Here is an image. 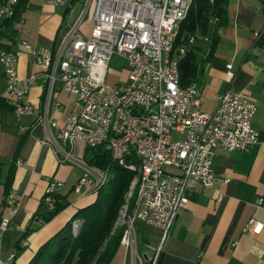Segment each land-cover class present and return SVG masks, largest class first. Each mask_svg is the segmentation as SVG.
<instances>
[{
    "label": "built area",
    "instance_id": "2783aa9c",
    "mask_svg": "<svg viewBox=\"0 0 264 264\" xmlns=\"http://www.w3.org/2000/svg\"><path fill=\"white\" fill-rule=\"evenodd\" d=\"M44 1L66 5L68 9L61 41L53 55L40 54L32 43L23 41L24 47L46 69V107L38 122L47 126L62 154L61 160L75 161L84 168V174L75 185L82 194L98 187L103 170L74 153L79 142L87 147L102 146L111 154L129 153L128 143H137L145 156L148 182L133 219L158 227L165 235L179 209L188 201L191 181L200 182L204 187L227 182V177L214 166L218 148L245 151L259 142V132L253 124L256 103L243 92L226 91L218 95L213 111H203V95L198 83L191 82V91L177 89L174 66H180L182 57L199 38L197 34H185L177 60L166 63L167 35L186 0H85L76 18L72 0ZM93 1V25L90 32L85 33L81 24ZM9 6L10 0L0 4V19ZM115 56L125 61V66H120L126 76L108 82ZM2 62L11 94L10 104L16 116L32 113L34 106L26 101V96L37 73L19 75L17 52ZM231 67L232 64H228V68ZM228 73L234 76V71ZM56 81L74 95L76 106V111L60 126L48 115ZM56 126L59 131L55 137L51 127ZM174 133H177L176 138ZM125 163L130 164V160ZM63 186L64 181L59 177H49L44 195L49 210L55 209ZM217 198L221 200L222 194ZM6 202L15 212L19 201L12 193ZM262 202L263 198L259 197L257 207ZM38 223L43 226L47 222L39 218ZM258 226L259 222L251 219L246 229L256 230ZM13 227L11 218L0 217V264H15L14 254L2 255L5 234ZM137 243V231L131 226L123 264L147 261L156 264L160 249L146 260L145 255L139 253ZM262 255L264 257V249Z\"/></svg>",
    "mask_w": 264,
    "mask_h": 264
},
{
    "label": "crops",
    "instance_id": "0c3cea01",
    "mask_svg": "<svg viewBox=\"0 0 264 264\" xmlns=\"http://www.w3.org/2000/svg\"><path fill=\"white\" fill-rule=\"evenodd\" d=\"M32 1L28 0L9 25L0 19V32H3L0 43L19 54V75L26 77L32 72L37 73L26 96L34 111L20 117L10 104L11 96H6V77L4 72L1 74L4 86L0 96L11 106L5 108L3 102L0 103V217L11 218L14 224L5 234L2 255L14 254L15 264H28L44 242L79 208L96 197L94 190L79 193L74 201L69 199L72 189L77 192L75 185L84 170L75 161L61 160L62 154L47 126L38 122L46 107V69L23 45V41H28L38 53L53 55L61 41L68 8L44 0L32 5ZM77 1L72 0L77 13L75 18L85 6V0H82L81 6L76 7ZM87 14L89 18L83 20L81 28L89 33L93 19L91 11ZM218 25L212 20L208 34L200 36L196 43L202 47L196 77L203 95L201 109L213 111L218 95L226 91L249 95L257 105L253 124L259 132V142L245 151L218 148L214 166L227 177V182L204 187L200 182L191 181L188 201L179 209L165 235L158 227L142 229L145 223L139 222L140 231L147 232H143L145 245L142 248L146 260L160 249L161 264H264V0H228L226 21ZM229 70L234 71V76L229 75ZM70 94L62 88L60 81H56L48 115L56 119L59 126L76 111ZM59 126L51 127L55 137ZM60 143L68 148L66 143ZM86 148L81 142L76 147L83 156ZM51 176L64 181L61 193L68 196L69 205L36 228L34 216ZM70 181L72 188L66 192ZM10 193L19 201L15 212L6 202ZM220 193L222 199L218 200ZM259 197L263 202L257 207ZM251 219L259 222L256 230L253 227L246 229Z\"/></svg>",
    "mask_w": 264,
    "mask_h": 264
},
{
    "label": "trees",
    "instance_id": "16d2710c",
    "mask_svg": "<svg viewBox=\"0 0 264 264\" xmlns=\"http://www.w3.org/2000/svg\"><path fill=\"white\" fill-rule=\"evenodd\" d=\"M3 1L0 0V4ZM27 2L28 0H19L15 14L10 18L2 19L3 24L9 25L16 19ZM227 3L228 0H192L176 44L183 46L185 34L199 32V38L204 37L210 30L212 20H216L218 26L225 23ZM2 33L1 31L0 34ZM201 48L198 44L193 45L182 57L180 62L182 86L196 81ZM1 49H8V47L0 43ZM1 102L5 108L11 106L4 97L0 96ZM89 148L96 150H93L89 157L85 155L86 162L103 171H108L111 174V180L96 189L95 199L79 208L59 231L39 247L28 264H113L115 255L119 249L123 248L121 240L125 226H118L117 220L121 207L127 203V193L135 171L113 159L106 148L88 147L86 152ZM67 197L66 194L60 193L53 210L47 208L43 197L34 216L36 228L41 227L38 223L39 218L48 222L67 207L69 205ZM133 207L129 208L130 212ZM78 224L82 225L78 228ZM161 262L162 252L159 253L156 264H161ZM145 264H151V262L147 261Z\"/></svg>",
    "mask_w": 264,
    "mask_h": 264
},
{
    "label": "bare ground",
    "instance_id": "6f19581e",
    "mask_svg": "<svg viewBox=\"0 0 264 264\" xmlns=\"http://www.w3.org/2000/svg\"><path fill=\"white\" fill-rule=\"evenodd\" d=\"M19 0H10V6L6 10H4L3 16H1V19L10 18L15 14L16 6L18 4ZM192 0H186L184 2L183 11L178 13L177 19H175L174 24H172V30L169 31V35H167V54H166V63H174L175 60H177V54L178 52H181V45L176 44L177 40L180 35L181 26L183 21L185 20L188 11L190 9ZM73 11H75L73 6ZM16 52L9 49H1L0 50V64L3 65L2 59L8 57V56H15ZM174 74L176 77V86L177 89H180L182 91H191V83L186 86H182L181 84V78H180V66H174ZM194 83H197L194 81ZM128 152H118L111 154L113 159L117 160L120 164L125 165L131 169H134L138 163V169H139V175H140V185L137 195V204L135 205L136 208L133 213L127 215V219H123L122 223L125 224V231L124 235L122 237V245L126 248L127 243L129 242V232L131 226H133V231H137V219H133V214L136 213V211L139 210V206L142 204V198H144V187L147 185L148 182V175H146L145 170V156H143L142 148L138 146L137 143H128ZM127 160H130V164H127ZM136 160V165L134 164V161ZM137 168V167H136ZM111 178V174L108 171H103L102 178H100V184L101 186L105 183H107ZM139 184V183H138ZM98 187H94V190H96Z\"/></svg>",
    "mask_w": 264,
    "mask_h": 264
},
{
    "label": "rangeland",
    "instance_id": "374dc122",
    "mask_svg": "<svg viewBox=\"0 0 264 264\" xmlns=\"http://www.w3.org/2000/svg\"><path fill=\"white\" fill-rule=\"evenodd\" d=\"M39 1L41 2V1H43V0H33L32 1V5H33V3L34 2H38L39 3ZM82 0H78L77 2H76V7H80L81 6V4H82ZM94 5H95V2L93 1L92 3H91V5H90V8H89V10L88 11H91V14H93V11H94ZM79 9H77V11H78ZM88 13V12H87ZM86 13V15H85V18H84V20H87L88 18H89V14H87ZM77 15V13H75L74 14V18H75V16ZM85 33H88V32H86L84 29H82ZM120 65H122L123 67L125 66V61L121 58V57H119V56H115L114 58H113V61H112V63H111V67H112V69H111V73H109L108 74V77H107V79H108V82H115V81H117L118 79H121V78H123L124 76H126V71H125V69L124 68H122ZM4 72V70H3V65H1L0 64V91L3 89V86H4V81L3 80H1V77H3V76H1V74ZM5 93H6V96H11V94H10V92L8 91V89H7V80H6V84H5ZM70 93V92H69ZM72 99H74V95L73 94H70V101L72 102ZM71 104V103H70ZM173 136H174V138H176L177 137V133H174L173 134ZM80 147H83V146H80ZM87 149V148H86ZM93 150H96V149H88L87 150V152L85 151V154H84V156L83 155H81V154H79V150L77 151V149H76V151H75V154L78 156V157H80L82 160L84 159L85 160V155L87 156V157H89V155L93 152ZM134 161V160H133ZM135 163V165H136V163H137V161L135 160L134 161ZM73 163V162H72ZM76 165V164H75ZM137 167V168H136ZM136 167L134 168V169H132L133 171H135V176H134V178H133V180H132V184H131V187H130V190H129V192L127 193V203H125V204H123V206L121 207V209H120V212H119V217H118V220H117V225L118 226H124L125 224H123L122 223V220L125 218V219H127V215H129V214H131V213H133L134 212V210H135V208H136V204H137V193H138V188H139V185H140V175H139V169H138V163H137V165H136ZM83 170H84V168H82ZM131 169V168H130ZM84 172H85V170H84ZM84 174V173H83ZM113 177V176H112ZM111 180V179H110ZM109 180V181H110ZM108 183V182H107ZM106 183V184H107ZM139 183V184H138ZM105 184V185H106ZM71 188H72V182L70 181V182H67V185H66V189H65V191L67 192V191H69V190H71ZM79 193L80 192H76L75 190H73L72 189V191L71 192H69V199L71 200V201H74L77 197H78V195H79ZM132 206H134L133 207V209H132V212H130V210H129V208L130 207H132ZM74 224V223H73ZM82 224H78V228L81 226ZM143 226H145L144 228H142V229H145L146 228V230H148V228L150 229H152V227L151 226H148V225H144L143 224ZM136 228H137V244H138V251H139V253H141L142 254V248H143V246L145 245V239H143V234L145 233V231L143 230V232L142 231H140V229H139V222H137V226H136ZM75 231V230H74ZM147 233V232H146ZM145 233V234H146ZM69 235H70V233H69ZM122 241V240H121ZM123 247V246H122ZM123 261H124V247L123 248H121V249H119V251L117 252V254L115 255V257H114V262H113V264H123Z\"/></svg>",
    "mask_w": 264,
    "mask_h": 264
},
{
    "label": "water",
    "instance_id": "95a60500",
    "mask_svg": "<svg viewBox=\"0 0 264 264\" xmlns=\"http://www.w3.org/2000/svg\"><path fill=\"white\" fill-rule=\"evenodd\" d=\"M147 257V255H145Z\"/></svg>",
    "mask_w": 264,
    "mask_h": 264
}]
</instances>
